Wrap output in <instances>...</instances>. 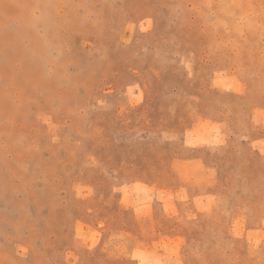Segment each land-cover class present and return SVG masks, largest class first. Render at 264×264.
I'll list each match as a JSON object with an SVG mask.
<instances>
[{"label":"rangeland","instance_id":"1","mask_svg":"<svg viewBox=\"0 0 264 264\" xmlns=\"http://www.w3.org/2000/svg\"><path fill=\"white\" fill-rule=\"evenodd\" d=\"M0 264H264V0H0Z\"/></svg>","mask_w":264,"mask_h":264}]
</instances>
